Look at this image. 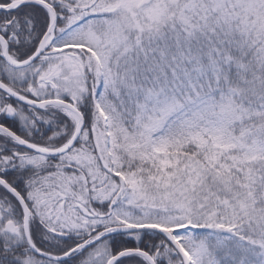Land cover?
I'll return each instance as SVG.
<instances>
[{"label": "snow or ice", "instance_id": "1", "mask_svg": "<svg viewBox=\"0 0 264 264\" xmlns=\"http://www.w3.org/2000/svg\"><path fill=\"white\" fill-rule=\"evenodd\" d=\"M0 264H264V0H0Z\"/></svg>", "mask_w": 264, "mask_h": 264}]
</instances>
